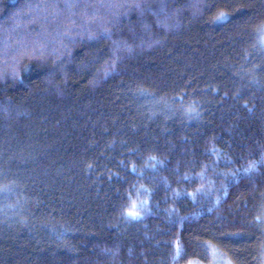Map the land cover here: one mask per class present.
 Returning a JSON list of instances; mask_svg holds the SVG:
<instances>
[{"label": "trees", "instance_id": "trees-1", "mask_svg": "<svg viewBox=\"0 0 264 264\" xmlns=\"http://www.w3.org/2000/svg\"><path fill=\"white\" fill-rule=\"evenodd\" d=\"M215 258L264 264V0H0V264Z\"/></svg>", "mask_w": 264, "mask_h": 264}, {"label": "rangeland", "instance_id": "rangeland-1", "mask_svg": "<svg viewBox=\"0 0 264 264\" xmlns=\"http://www.w3.org/2000/svg\"><path fill=\"white\" fill-rule=\"evenodd\" d=\"M198 263H200V262H198ZM186 264H194V263L190 262V263H186ZM201 264H229V262H227L226 260L224 261L223 259L220 260L218 258H215V259H212V261H210L209 263H201Z\"/></svg>", "mask_w": 264, "mask_h": 264}]
</instances>
